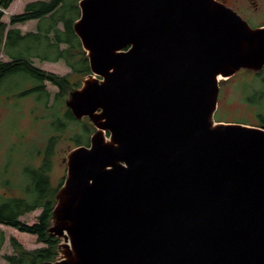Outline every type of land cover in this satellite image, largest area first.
Segmentation results:
<instances>
[{
	"label": "water",
	"instance_id": "obj_1",
	"mask_svg": "<svg viewBox=\"0 0 264 264\" xmlns=\"http://www.w3.org/2000/svg\"><path fill=\"white\" fill-rule=\"evenodd\" d=\"M95 128L64 160L43 264H264V126L217 122L221 80L264 71V27L217 0H80Z\"/></svg>",
	"mask_w": 264,
	"mask_h": 264
},
{
	"label": "rangeland",
	"instance_id": "obj_2",
	"mask_svg": "<svg viewBox=\"0 0 264 264\" xmlns=\"http://www.w3.org/2000/svg\"><path fill=\"white\" fill-rule=\"evenodd\" d=\"M34 1L48 0H15L12 6L4 11L3 21L9 23L13 15L24 12L26 6ZM263 5L264 0H253ZM250 16L245 14L244 17ZM252 16V15H251ZM255 18V17H254ZM248 17L253 25L260 22V18ZM38 21L17 25L23 34L37 31ZM11 27L7 28L6 34ZM4 48H6L4 50ZM18 52L15 47H0V61L8 62L6 53ZM37 68L58 75L68 76L71 70L61 61L58 63L41 62L33 59ZM82 77L79 78V81ZM82 80V79H81ZM72 83L78 78L71 77ZM262 82L255 78L253 73L241 71L233 78L220 82V95L218 110L215 114L217 122L241 123L249 126L260 127L258 115L261 109L251 105L247 100L249 93L253 90L259 92ZM35 81H27L21 77H15L0 87V195L6 200L26 197V189L30 185L27 177L28 168H38L46 159L52 139L51 171L49 174L51 188L59 189L67 175V165L64 160L77 148L78 144L73 141L79 137L85 140L84 126L91 128L88 119L76 122H66L65 116L68 108L66 106L67 95L64 99H58L60 90L46 83V91L49 94L48 102L39 101L35 93L25 94L36 86ZM71 92V91H70ZM59 129L54 127L58 121ZM94 132L96 131L93 128ZM93 132V133H94ZM92 134H88L91 138ZM59 191V190H58ZM42 210L33 211L22 217V221L29 225L37 223V218ZM0 232L5 236V244L0 253V264H9L4 255H14L16 252L11 245L10 239L15 238L27 251L44 248L32 235L21 233L13 228L0 225Z\"/></svg>",
	"mask_w": 264,
	"mask_h": 264
},
{
	"label": "trees",
	"instance_id": "obj_3",
	"mask_svg": "<svg viewBox=\"0 0 264 264\" xmlns=\"http://www.w3.org/2000/svg\"><path fill=\"white\" fill-rule=\"evenodd\" d=\"M80 0H48L34 1L27 4L23 13L13 15L9 23H5L4 11H7L15 0H0V47H15L18 52L6 53L8 62L0 61V87L15 77H21L27 81H35L36 86L25 94L35 93L39 101L48 102L49 94L46 91V83L57 87L60 92L57 98L64 99L66 95L81 86V79L91 74L89 60L83 50L81 42L74 31V24L80 18ZM38 21L37 31L23 34L17 25ZM11 27L6 34L7 28ZM6 48H4L5 50ZM33 59L41 62L58 63L63 61L71 70L68 76L47 73L33 64ZM76 76L78 81L72 83L71 77ZM262 82L261 90H253L249 93L247 100L251 105L261 109L258 119L264 126V71L254 75ZM82 77L79 81V78ZM66 122H76L68 110L65 116ZM62 124L58 121L54 127L59 129ZM260 126V127H261ZM85 140L79 137L73 139L78 146H88L89 135L94 132L91 128L84 126ZM89 134V135H88ZM51 145L46 159L38 168H28L27 177L30 185L27 187L26 197L6 200L0 195V225L13 228L21 233L35 236L39 243L45 245L32 251L25 250L15 239L10 242L16 255H4L3 258L9 264H43L54 261L57 257V246L60 241L50 236L47 232L50 227V218L55 205V197L58 192L51 188L49 174L51 171ZM63 185V184H62ZM62 187V186H61ZM42 210L37 218V223L29 225L22 221V217L33 211ZM5 236L0 232V253L5 244Z\"/></svg>",
	"mask_w": 264,
	"mask_h": 264
},
{
	"label": "flooded vegetation",
	"instance_id": "obj_4",
	"mask_svg": "<svg viewBox=\"0 0 264 264\" xmlns=\"http://www.w3.org/2000/svg\"><path fill=\"white\" fill-rule=\"evenodd\" d=\"M217 1L224 4L226 7L232 9L233 11H235L244 20H246L253 28L264 27V4L261 5L253 0H217ZM245 14L246 15L249 14L250 16L244 17ZM248 17H252V18L255 17L254 20L260 18V22L255 25L254 24L252 25L247 20ZM16 254L17 253H15L14 255Z\"/></svg>",
	"mask_w": 264,
	"mask_h": 264
}]
</instances>
